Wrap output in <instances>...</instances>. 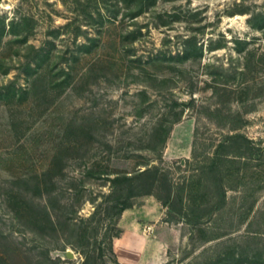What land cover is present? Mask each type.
I'll use <instances>...</instances> for the list:
<instances>
[{
    "label": "rangeland",
    "instance_id": "obj_1",
    "mask_svg": "<svg viewBox=\"0 0 264 264\" xmlns=\"http://www.w3.org/2000/svg\"><path fill=\"white\" fill-rule=\"evenodd\" d=\"M137 1L0 0V264H81L80 230L113 172L161 152L178 176L193 143L210 151L232 130L264 146V0H143L131 18ZM235 164L221 238L213 222L171 221L153 196L118 227L139 223L161 264H264V163ZM108 224L89 264H115Z\"/></svg>",
    "mask_w": 264,
    "mask_h": 264
},
{
    "label": "trees",
    "instance_id": "obj_2",
    "mask_svg": "<svg viewBox=\"0 0 264 264\" xmlns=\"http://www.w3.org/2000/svg\"><path fill=\"white\" fill-rule=\"evenodd\" d=\"M130 5L136 7L131 8L133 10L129 14L131 18H135L146 11L149 3L138 0L137 3ZM6 29L5 19L0 16V37ZM135 33L136 30L130 32L131 38L135 37ZM210 114L214 117L215 113L210 112ZM194 148L193 143L190 157L172 161V164L182 163L187 166L178 176H175L170 167L164 165L161 152L156 160H153L156 162L139 163L138 166H142L143 169L138 167L131 172L111 173L113 176L108 177V192L87 218L88 223L82 225L84 227L80 230L81 235L92 240L88 242L90 245L81 264H89L86 259L92 257L97 250L101 255L103 254L104 249L98 244L96 235L99 233V223L106 221L109 224L105 227V233L110 229L114 230L108 237L107 250L114 258L115 264H120L113 250V239L121 234L118 221L124 210L131 208L136 203V199L144 196H153L161 207L166 208V216L171 221L186 223L203 233L208 231L203 229V226L213 222V227H209L211 239H219L227 234H225L227 230L216 224L217 216L228 204L227 191L230 188L226 184L227 180L239 171L235 163H239L240 160H257L260 164L264 163V146L245 134L232 130L222 134L210 151L195 153ZM92 222L96 225L92 226ZM52 262L71 264L68 260L60 258Z\"/></svg>",
    "mask_w": 264,
    "mask_h": 264
},
{
    "label": "crops",
    "instance_id": "obj_3",
    "mask_svg": "<svg viewBox=\"0 0 264 264\" xmlns=\"http://www.w3.org/2000/svg\"><path fill=\"white\" fill-rule=\"evenodd\" d=\"M154 240L156 239L152 236H148L142 230L139 223H136V226L133 225L131 227L122 228L120 236L113 240V247L116 249V253L121 263L125 260V254H128L131 258L132 264H137V262L141 259L144 260V263L149 260L150 262L153 261L155 264H161V258H149L150 256L148 257L147 255V251H149L148 248L150 246L160 244L159 241H156L155 244ZM122 245L124 247H122Z\"/></svg>",
    "mask_w": 264,
    "mask_h": 264
},
{
    "label": "water",
    "instance_id": "obj_4",
    "mask_svg": "<svg viewBox=\"0 0 264 264\" xmlns=\"http://www.w3.org/2000/svg\"><path fill=\"white\" fill-rule=\"evenodd\" d=\"M66 256L69 257V258L72 257V254H71V252L69 250L66 251Z\"/></svg>",
    "mask_w": 264,
    "mask_h": 264
}]
</instances>
